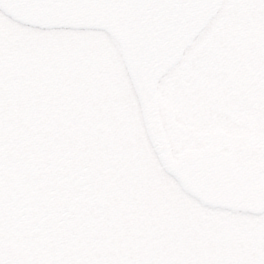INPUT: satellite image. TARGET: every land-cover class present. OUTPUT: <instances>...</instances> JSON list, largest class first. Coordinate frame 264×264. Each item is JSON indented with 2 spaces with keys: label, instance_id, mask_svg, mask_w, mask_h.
<instances>
[{
  "label": "rangeland",
  "instance_id": "374dc122",
  "mask_svg": "<svg viewBox=\"0 0 264 264\" xmlns=\"http://www.w3.org/2000/svg\"><path fill=\"white\" fill-rule=\"evenodd\" d=\"M0 29V264L241 262L240 249L192 234V202L160 167L106 36L91 35L89 48L77 36L24 32L1 13ZM31 45L42 47V65ZM191 67L184 86L167 76L156 96L172 156L199 147L191 138L211 130L219 103L230 123L216 114V128L264 135V120L238 109L226 88L213 89L200 59ZM241 228L230 230L234 245Z\"/></svg>",
  "mask_w": 264,
  "mask_h": 264
},
{
  "label": "water",
  "instance_id": "95a60500",
  "mask_svg": "<svg viewBox=\"0 0 264 264\" xmlns=\"http://www.w3.org/2000/svg\"><path fill=\"white\" fill-rule=\"evenodd\" d=\"M219 0H0L13 20L37 28H89L118 43L145 128L163 169L201 203L235 211L264 209V182L216 149L169 156L153 108L158 80L214 14Z\"/></svg>",
  "mask_w": 264,
  "mask_h": 264
},
{
  "label": "flooded vegetation",
  "instance_id": "af4514ba",
  "mask_svg": "<svg viewBox=\"0 0 264 264\" xmlns=\"http://www.w3.org/2000/svg\"><path fill=\"white\" fill-rule=\"evenodd\" d=\"M212 26L215 28L216 40L208 50L207 56L215 61L216 68L227 72L232 78L239 76L247 68L250 69L248 63L250 67L252 63L256 69L255 79L251 81V84L249 81H244L240 85L234 83V88L239 93L253 88L254 96L259 98L258 107L263 109L264 0H223ZM231 45L240 47V55L231 61H226V54ZM242 77L244 78L243 75ZM224 144L232 148L233 155L238 162L260 160L264 165V139L260 136L238 131L230 135ZM189 200L195 209L193 212L195 223L192 227L199 241L204 240L206 244L223 242V237L217 231L218 228L231 230L236 224H241V229H246L242 238L245 242L243 249L249 255L245 264H264V214L260 216L236 215L228 211L202 206L192 199ZM184 201L187 202L186 197ZM197 209L205 215L204 219L198 218ZM207 218L210 220V228L214 230L207 231ZM236 219L240 220L236 221Z\"/></svg>",
  "mask_w": 264,
  "mask_h": 264
},
{
  "label": "trees",
  "instance_id": "16d2710c",
  "mask_svg": "<svg viewBox=\"0 0 264 264\" xmlns=\"http://www.w3.org/2000/svg\"><path fill=\"white\" fill-rule=\"evenodd\" d=\"M0 183H1V181H0ZM22 214H23V216H24V217H26V216H27V213H25V212H24V213H22Z\"/></svg>",
  "mask_w": 264,
  "mask_h": 264
},
{
  "label": "bare ground",
  "instance_id": "6f19581e",
  "mask_svg": "<svg viewBox=\"0 0 264 264\" xmlns=\"http://www.w3.org/2000/svg\"><path fill=\"white\" fill-rule=\"evenodd\" d=\"M219 1H220V0H219ZM217 7H218V6H217ZM217 7H216V8H217ZM215 11H216V10H215Z\"/></svg>",
  "mask_w": 264,
  "mask_h": 264
}]
</instances>
